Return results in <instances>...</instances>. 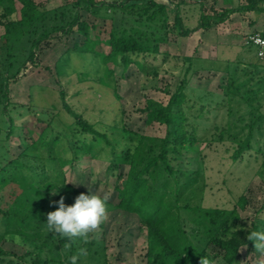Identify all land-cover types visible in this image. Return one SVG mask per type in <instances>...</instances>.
Masks as SVG:
<instances>
[{
	"label": "trees",
	"instance_id": "16d2710c",
	"mask_svg": "<svg viewBox=\"0 0 264 264\" xmlns=\"http://www.w3.org/2000/svg\"><path fill=\"white\" fill-rule=\"evenodd\" d=\"M170 2L175 9L173 24L183 36L223 23L232 13L264 12V0H248L220 13L202 12L198 23L188 27L182 0ZM0 7L4 27L0 34V264H70L80 247L86 248L88 255L77 264H111L104 239L105 223L87 244L77 240L70 247L67 238L50 233L46 226L53 193L57 192L56 201L63 197L68 206L79 194H89V190L67 183L65 178L64 168L82 159L106 161L107 177L116 178L117 201H108V211L136 214L146 227L150 240L148 260L143 264H200L203 257L210 262L221 257L233 264L242 246L255 252L247 236L264 228L255 222L246 226L240 214V209L246 208V197L240 196L232 208L205 206L204 171L176 168L172 160L197 143L229 141L234 161L252 150L261 154L258 174L264 182V61L257 48V60H227L220 69L225 82L219 91L191 85L193 75L204 68L195 66V57H184V74L168 101L148 97L144 106L145 123L164 125L162 136L140 132L124 122H91L69 104L64 90L60 92L61 101L72 121L58 124L53 116L37 117L45 121L39 132L34 134L25 128L22 133L26 120L21 114V122L17 120L20 106L11 100L10 84L29 64L39 65L38 53L44 43L73 32L82 35V41H76L58 58L56 74H69L71 53L89 54L101 65L78 72L79 79L94 78L116 91L115 71L110 64L127 68L135 63L144 69L145 64L134 55L160 54L173 24L168 4L161 0H71L49 9L40 8L34 0H0ZM84 12L110 21L105 39L108 52L96 49L97 41L91 33L95 25L84 20ZM246 47L251 50L254 46ZM222 112L223 119L216 121ZM200 127L210 133L209 137L200 132ZM17 133L23 149L17 156H8L3 141ZM55 202L51 212L57 208ZM10 240L23 247V252L3 245Z\"/></svg>",
	"mask_w": 264,
	"mask_h": 264
},
{
	"label": "rangeland",
	"instance_id": "374dc122",
	"mask_svg": "<svg viewBox=\"0 0 264 264\" xmlns=\"http://www.w3.org/2000/svg\"><path fill=\"white\" fill-rule=\"evenodd\" d=\"M42 9L60 6L71 0H34ZM121 1V0H118ZM168 4L170 23H174L175 9L172 0H161ZM178 2L180 0H173ZM248 0H182L184 24L195 26L202 12L207 14L220 13L234 5L245 4ZM2 8L0 7V13ZM83 18L90 25L93 38L97 41L96 49L108 52L105 43L110 31L108 19L96 18L84 12ZM4 31L0 23V34ZM254 31H264V12H236L223 23L214 24L209 29H200L189 36H183L178 27H172L169 41L161 45V53L157 55H134L145 64L140 69L135 63L127 68L122 65L114 68L116 91L94 78L79 79L78 72L91 70L93 65H101L99 60L92 59L89 54L71 53V62L67 65L69 74L59 76L55 65L58 58L83 36L76 32L59 35L44 43L38 53L39 65L29 64L16 82L10 84L11 100L20 107L19 114L25 121L20 132L27 128L36 134L44 126L45 121L37 117L49 119L55 117L58 124L69 123L72 117L66 112L61 101V90L65 91L69 104L91 122L113 124L124 122L140 132L162 136L165 126L160 123L146 124L144 106L148 97L163 103L168 101L182 78L186 62L184 57H195V66L204 68L193 75L191 85L198 89L219 91L225 82L223 69L228 59L251 58L257 60L256 47L251 50L243 44L244 38ZM264 61V57L261 58ZM92 62H94L92 64ZM92 75V74H91ZM214 115V114H213ZM214 118V117H213ZM223 119V112L216 121ZM204 136L210 135L205 129L199 128ZM19 129L17 130V132ZM2 135V134H1ZM18 133L5 139L8 156H17L23 149ZM3 136V135H2ZM232 144L229 141L213 143H197L191 149H184L172 160L180 169L201 168L207 179L204 205L212 207L232 208L240 196H245L247 204L240 209V214L247 227L253 222L264 228V182L258 174L261 154L255 150L245 153L243 158L234 161L231 157ZM107 162L102 159H82L67 165L66 182L80 189H91L96 194H111V200L117 201L114 176L107 177ZM126 170V167L122 168ZM57 192L49 202L47 212H51L56 201ZM108 219L104 222V239L108 248L107 257L111 264H143L148 260L150 237L136 214L113 209L108 211ZM3 245L11 250L23 252V247L10 240ZM264 260L256 252H248L242 246L233 264H260ZM214 264H227L221 257Z\"/></svg>",
	"mask_w": 264,
	"mask_h": 264
},
{
	"label": "clouds",
	"instance_id": "9594fccd",
	"mask_svg": "<svg viewBox=\"0 0 264 264\" xmlns=\"http://www.w3.org/2000/svg\"><path fill=\"white\" fill-rule=\"evenodd\" d=\"M110 199V193L96 194L91 189H89V194H79L72 206L66 205L64 198L61 197L59 201L55 202L56 210L47 214V229L61 239L67 238L70 241L66 243L69 247L77 240L87 244L93 234L97 233L101 225L108 219V201ZM247 239L253 243L255 252L264 257V230L251 231ZM87 255L86 248H78L77 252L71 256L70 264H77L82 256ZM200 264H214V262L203 257ZM260 264H264V260H261Z\"/></svg>",
	"mask_w": 264,
	"mask_h": 264
},
{
	"label": "built area",
	"instance_id": "2783aa9c",
	"mask_svg": "<svg viewBox=\"0 0 264 264\" xmlns=\"http://www.w3.org/2000/svg\"><path fill=\"white\" fill-rule=\"evenodd\" d=\"M244 45H251L257 48L258 56L264 57V31H254L249 33L243 41Z\"/></svg>",
	"mask_w": 264,
	"mask_h": 264
},
{
	"label": "crops",
	"instance_id": "0c3cea01",
	"mask_svg": "<svg viewBox=\"0 0 264 264\" xmlns=\"http://www.w3.org/2000/svg\"><path fill=\"white\" fill-rule=\"evenodd\" d=\"M252 32V31H251Z\"/></svg>",
	"mask_w": 264,
	"mask_h": 264
}]
</instances>
